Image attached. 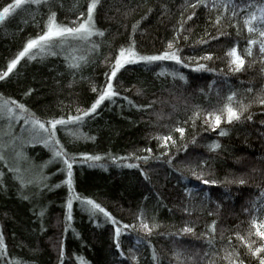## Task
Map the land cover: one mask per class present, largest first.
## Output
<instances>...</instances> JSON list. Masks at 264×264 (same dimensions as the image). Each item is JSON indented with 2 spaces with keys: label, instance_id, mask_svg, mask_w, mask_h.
<instances>
[{
  "label": "trees",
  "instance_id": "16d2710c",
  "mask_svg": "<svg viewBox=\"0 0 264 264\" xmlns=\"http://www.w3.org/2000/svg\"><path fill=\"white\" fill-rule=\"evenodd\" d=\"M13 1L0 0V10ZM87 2L49 0L47 5H27L11 12L0 23V72L29 39L42 34L51 11L56 12L58 23L68 24L86 9ZM207 3L208 7L192 9L185 0H100L94 19L104 36L94 35L89 42L70 39L72 44H56L43 53L34 49L35 59L26 56L0 81V103L15 100L29 110L24 113L29 119L34 114L48 126L47 121L67 119L90 108L98 95L92 87L99 91L105 86L110 61L133 41L140 55L179 49L182 60L181 64L167 60L126 65L112 81L117 96L105 100L82 122L57 126L56 138L73 162L74 194L100 204L118 225L94 223L90 207L76 199L72 219L67 220L69 190L62 183L66 166L61 161L49 163L52 151L41 143L47 134L37 140L32 130H20L13 118L0 114L4 156L0 233L7 247L0 264H60L61 249L64 264H79L78 257L87 264H229L222 259L226 249L238 250L245 264H257L245 254L236 233L247 238L251 217H264V197L259 196L264 192V104L258 102L264 98V62L258 44L251 46L252 56L245 51L249 39L261 38L244 27L247 11L233 18L231 4L224 11L212 8V0ZM237 3L259 6L264 0ZM220 15L223 19L217 27ZM75 41L80 43L74 45ZM169 42L173 49H168ZM232 47L245 59L240 72L229 66L226 53ZM208 54L211 60L201 59ZM80 56L87 58L79 61L81 67L69 68L72 57ZM199 64L206 70L195 71ZM233 93L232 106L239 109L242 102L249 105L248 111L239 122L222 121L213 130L206 123L208 113H219ZM178 127L185 130L183 137L175 131ZM221 130L227 135L220 136ZM168 135L175 144L169 141L168 147H161L163 141L156 137ZM214 143L220 147L211 151ZM97 155L100 161L84 159ZM129 164L139 167L129 168ZM193 170L215 183L197 180ZM240 179L246 183L235 182ZM141 221L157 227L149 235ZM213 221L216 235L210 245ZM117 226L121 228L119 249ZM185 226L194 228V233H183Z\"/></svg>",
  "mask_w": 264,
  "mask_h": 264
},
{
  "label": "snow or ice",
  "instance_id": "6c2138e0",
  "mask_svg": "<svg viewBox=\"0 0 264 264\" xmlns=\"http://www.w3.org/2000/svg\"><path fill=\"white\" fill-rule=\"evenodd\" d=\"M49 0H14L13 3L7 5L2 10H0V23H2L6 17L9 16L11 12H14L16 9H20L23 6L27 5H47ZM185 3L187 7H190L192 9H196L198 7H208L207 0H195V3H191L190 0H185ZM100 4V0H88L86 9L82 12H80L75 20L70 21L68 24H61L57 22V14L54 11L50 12V15L48 16L45 30L42 31V34H38L35 38L29 39L23 48L22 51L19 52V54L7 65V69L3 72H0V81L5 80L10 73L13 72V70L17 67V65L20 63L22 59H24L26 56L29 59H35L36 56L34 54H31L34 49H38L39 52L43 53L48 49H51L54 45L59 44L63 46L65 43H67L70 39L71 40H77V41H84L89 42L91 37L94 35L98 36H104V32L100 31L96 28L95 25V19L94 14L97 10L98 5ZM229 4L233 6L232 10V17L235 18L239 15L240 12L247 11V15L243 18V25L247 29V32L249 34L252 33H258L259 37L261 39H249L248 44L249 47L245 50L247 56H252V45H259V52L262 56V62H264V4L255 6L253 4H246L244 6H241V4L237 3V0H228V3H225L224 0H220V3L217 4V0H212V8L221 7L224 9V11L228 10ZM78 6V5H77ZM253 7H256L255 11H248V9H251ZM239 9V11H237ZM195 13L193 12L192 15H189L187 17L188 20L193 19V16ZM223 19V16H217L215 20V26H219L221 23V20ZM259 24L261 27H256V25ZM235 27L236 25H231ZM134 30L137 27L136 25L133 26ZM239 34V30H238ZM213 39H219V37H213ZM207 41H205L206 43ZM98 47L97 45L93 44V48ZM174 45L172 42H169L168 49H173ZM179 49H176L174 51H164L160 54L156 55H140L135 50V42L133 41L127 48L121 47L118 51V54L115 55L112 60L114 62H111V71L110 73H106V84L105 86L98 91L97 87L93 86L92 91L96 92L97 99L94 103L91 104L90 108L82 110V114H78L75 116H70L67 119L60 118V119H52L50 121H47V125L45 122H41L39 119L34 118V114H32V118H25L23 113L28 112L29 110L25 107L23 104L17 103L15 100H4L3 103H0V114L7 115L9 119H11L13 116H16L15 109L10 105H15V108H18L20 110V115L16 116L17 120H24L25 124L31 123L33 126V129H38L39 131L46 133L47 138L43 141L44 146L49 148L52 151L53 158L49 163H52L54 161H61L66 166V173L67 178L62 183L66 184L69 190V196L67 199V220L72 219V208H73V199L81 200L82 203H85L86 205L90 206L89 211L93 214L96 212L103 213V215L107 218L108 221H110L113 225H118V222L111 216L109 212H107L103 207H101L100 204L96 203L92 199L87 198H81L79 195L74 194L73 189V162L69 160L68 153L64 149L63 145L60 144V141L56 138L57 133V126L58 125H70L75 123H80L84 120L85 117L91 116L93 113H96L97 109L105 102V100H110L112 97L117 96L119 93L114 90L112 81L116 79L117 74L121 71V69H124L126 65L131 64H137L141 61L151 64L156 61H175L177 64H181L182 60L181 57L178 54ZM55 55V53H52ZM226 55L230 58L229 59V66L232 68L234 72H240L244 69L245 65V59L241 56V54L238 52L237 47H232L229 49L226 53ZM213 57L211 54H208L204 57H201V59L204 60H211ZM66 59H68L66 57ZM86 57L80 56V57H72V62L69 63V68L71 69H79L81 67V64L79 61H86ZM109 58L106 57V60ZM187 67V65H184ZM206 70V65L199 64L198 67L195 69V71H201ZM181 80H184V76L179 77ZM249 92L252 91V89H248ZM30 94V93H27ZM235 100V93L227 97L228 103L224 105V107L219 111V113L212 112L208 113V119L206 120V123H208L213 130L215 128H218L222 121L227 122L228 124H232L233 122H239L241 120V117L244 115V112L248 111L249 105H245L242 102H240V108L236 109L234 108L233 101ZM258 102L260 104H264V98H258ZM131 103V101H129ZM81 110L78 109V112ZM199 116V113L196 114ZM248 120H251L252 117L249 115L247 117ZM176 132H179L181 134V137H183L184 129L181 127H178L175 129ZM75 135V133H72ZM220 136H225L227 133L223 130L219 133ZM157 140H162L163 143L161 144V147H168V142L171 141V143L174 145L175 140L171 135L164 136V137H156ZM193 143H195V140H193ZM219 144H212L210 146L211 151H215L217 148H219ZM146 151H151V149H146ZM4 156L2 153H0V160H3ZM85 160L89 161H100L102 157L100 156H85ZM144 160H147L148 157H143ZM72 160H75V157L72 158ZM129 168H138L139 165L135 164H129L127 165ZM61 171H64V169H61ZM197 180H203L204 184L209 183H215V181H209L207 179H203L202 175L197 174L194 170L192 173ZM2 175V174H0ZM145 179H148L147 175L144 176ZM233 181H230V183ZM239 184L243 185L246 183L244 179H240L238 181ZM56 187H60V185H56ZM260 197H264V192H260ZM26 199V197H25ZM253 208L256 206V202L253 201ZM247 210V209H246ZM260 209H257L259 211ZM43 215V213H41ZM211 215V213H210ZM129 227L128 225H124V228ZM141 227L150 235L152 233L153 226L150 227L147 223H144L141 221ZM183 233H194V228L185 226L182 229ZM121 235V228L119 226L115 227V246L117 249L120 248L119 243V237ZM216 235V221H213L212 224L209 226V232H208V240L207 242L211 245L215 239ZM256 237L257 240H252L251 237ZM221 239L223 237L221 236ZM236 239L240 240L242 242V246L246 248V255L250 256L253 260L257 261V264H264V217H257L253 215L249 221V230H248V236L247 238L240 235L239 233H236ZM258 241V243H257ZM229 243H231V238H229ZM7 254V247L4 243V237L3 234L0 233V257H3ZM179 253L175 254V258L179 260ZM60 264H64V251L61 249L60 252ZM153 260L157 259L155 250H153ZM134 259V257H133ZM222 259L227 260L229 264H245V261L241 258V254L238 250L233 249L232 251L225 250V256L222 257ZM79 264H87V261L83 257H78ZM18 264V262H17Z\"/></svg>",
  "mask_w": 264,
  "mask_h": 264
},
{
  "label": "rangeland",
  "instance_id": "374dc122",
  "mask_svg": "<svg viewBox=\"0 0 264 264\" xmlns=\"http://www.w3.org/2000/svg\"><path fill=\"white\" fill-rule=\"evenodd\" d=\"M14 2V1H13ZM82 42V41H81ZM67 43H69V44H72V41L71 40H69ZM78 43H80V42H77V41H75L74 42V45L75 44H78ZM15 114H16V116H19L21 113H20V110L19 111H17V110H15ZM23 115H24V117L25 118H29L28 116H26L24 113H23ZM16 116H13L12 118L15 120V122L16 123H18L19 124V128H20V130L21 129H23V131L25 130H32V133H33V137L35 136V137H37V140H40L41 139V137H43V132H41V131H39L38 129H33V126L31 125V123H28V124H25L24 123V120H17L16 119ZM19 130V131H20ZM45 140V138H43L42 139V142L41 143H43V141ZM44 144V143H43ZM82 203V202H81ZM83 204V206L84 205H86L85 203H82ZM90 207V206H89ZM88 207V208H89ZM90 209V208H89ZM90 214L93 216V221H94V223H96V224H98V225H103L104 223H106V222H108V220H107V218L103 215V213H100V212H96L95 214H93V213H91L90 212Z\"/></svg>",
  "mask_w": 264,
  "mask_h": 264
}]
</instances>
